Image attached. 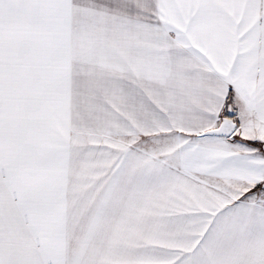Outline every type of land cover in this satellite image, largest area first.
I'll return each instance as SVG.
<instances>
[{"label":"snow or ice","instance_id":"6c2138e0","mask_svg":"<svg viewBox=\"0 0 264 264\" xmlns=\"http://www.w3.org/2000/svg\"><path fill=\"white\" fill-rule=\"evenodd\" d=\"M0 264H264V0H0Z\"/></svg>","mask_w":264,"mask_h":264}]
</instances>
